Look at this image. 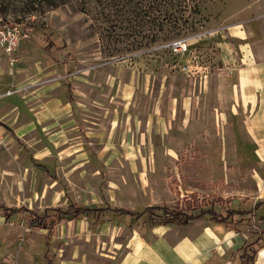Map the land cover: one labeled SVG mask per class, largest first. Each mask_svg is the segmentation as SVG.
Instances as JSON below:
<instances>
[{"label":"rangeland","instance_id":"obj_1","mask_svg":"<svg viewBox=\"0 0 264 264\" xmlns=\"http://www.w3.org/2000/svg\"><path fill=\"white\" fill-rule=\"evenodd\" d=\"M248 1L0 0V27L30 33L12 55L0 49V123L14 133L0 126V205L110 209L52 232L0 215V264H119L138 240L195 244L209 225L153 228L118 209L252 207L262 168L244 117L217 115V32ZM179 39L187 52L169 48ZM191 97L204 112L194 119ZM243 227L228 230L245 246L220 241L206 264H244L264 245L256 219Z\"/></svg>","mask_w":264,"mask_h":264},{"label":"crops","instance_id":"obj_2","mask_svg":"<svg viewBox=\"0 0 264 264\" xmlns=\"http://www.w3.org/2000/svg\"><path fill=\"white\" fill-rule=\"evenodd\" d=\"M216 45L224 69V75L220 81L218 92L219 99H221L222 103L219 104L217 115H222L224 119H227V115H243L245 128L252 140V147L254 149V152H252L253 159L256 161L257 165L262 168L260 173L255 171L253 175L255 201L248 210L242 209V211H249L257 204L264 205V0H249L248 6L226 17L224 25L217 32ZM184 103L188 117L194 119L200 115V111L201 115L204 113L203 110H200L198 113V105L196 104V100L194 101L192 97L186 98ZM0 126L11 134H14L7 125L0 123ZM71 204L75 205L72 202L68 207ZM27 209L35 212L29 208ZM51 209H61L64 212L67 211L62 208H50L45 210L42 214L38 212L35 213L44 215L45 212ZM103 210L104 211L101 213L109 211L110 209L107 207ZM118 210L141 212L132 209ZM118 210L114 212L120 216H127L121 215L117 212ZM49 213L52 214V212ZM101 213L92 214L99 215ZM256 215L257 218L255 219L262 225V229H260L262 234L264 231V220H259V217L264 219V206L257 211ZM81 216L87 215L84 214ZM81 216L73 219H78ZM65 219L66 218L59 220L54 228L48 231L52 232L56 226ZM203 222L209 225L205 228L203 238L197 243L192 244L184 240L179 245L172 246L163 238L155 240L152 243H145V241L138 240L127 254H125L119 264H206L211 258L210 250L220 241L223 243L218 244L219 246L217 245L219 250L227 253L239 251L245 246L246 237L238 234L235 230H228V228L234 224H236L238 228H246L243 226L250 222L245 221L241 224L232 222L226 224L215 222L208 217H204L187 225H197ZM187 225L155 227L181 228ZM226 231H230L227 233V237L225 236ZM256 245L257 244L252 247L253 249H257L253 264H264V245ZM48 254L49 253H47V257ZM223 263L225 262H219L218 264Z\"/></svg>","mask_w":264,"mask_h":264},{"label":"trees","instance_id":"obj_3","mask_svg":"<svg viewBox=\"0 0 264 264\" xmlns=\"http://www.w3.org/2000/svg\"><path fill=\"white\" fill-rule=\"evenodd\" d=\"M193 197H197V195L194 194ZM223 201L222 199H218V202L223 203ZM224 204L230 205V199L224 201ZM262 206L264 205L257 204L253 209L249 211H242L239 209H227L225 214L223 215H220L214 208L207 209V207L205 206H193L191 209L184 210L174 208L166 204L150 206L141 212H134L131 210H118L117 212H119L121 215L136 217L137 219L146 218V222L149 226L152 227L174 225L183 226L190 223H194L204 217H208L210 220L220 223L228 224L232 222H237L241 224L245 221L251 222L253 219L257 218L256 213ZM103 211V209H86L71 204L66 212L62 211L61 209H51L45 212L44 215H39L24 207L19 209H12L6 206H0V214L4 215V217L11 218L17 215H25L28 217L29 224L31 226L47 230L53 229L59 220L67 218L68 216L72 218H77L84 214L89 216L92 213H101ZM49 212H52V214H50ZM259 220L262 221L264 219L259 217ZM262 236L264 237V231L262 232ZM260 238H258L257 241L261 240ZM253 244H257V242ZM256 253L257 249L253 248L249 252H244L242 256L244 262L246 264H253Z\"/></svg>","mask_w":264,"mask_h":264},{"label":"built area","instance_id":"obj_4","mask_svg":"<svg viewBox=\"0 0 264 264\" xmlns=\"http://www.w3.org/2000/svg\"><path fill=\"white\" fill-rule=\"evenodd\" d=\"M30 33L22 23H9L0 27V49L7 55H12L21 43L29 39ZM187 39H179L168 46L175 53H185L189 47Z\"/></svg>","mask_w":264,"mask_h":264}]
</instances>
